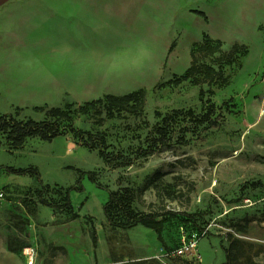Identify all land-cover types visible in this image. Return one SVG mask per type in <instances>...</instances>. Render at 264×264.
<instances>
[{"label":"rangeland","instance_id":"rangeland-1","mask_svg":"<svg viewBox=\"0 0 264 264\" xmlns=\"http://www.w3.org/2000/svg\"><path fill=\"white\" fill-rule=\"evenodd\" d=\"M91 9L106 20L84 23L64 70L8 95L1 87L0 116L42 120L52 107L141 89L145 98L113 117L105 104L77 112L76 127L88 133L32 137L17 148L0 135V264H29L26 248L34 264H222L232 237L264 264V0H93ZM205 34L223 52L200 60L223 67L228 84L175 83ZM160 126L169 142L138 156ZM89 133L105 136L117 159L87 146ZM5 166L37 167L40 176ZM78 180L85 188L71 192L72 208L59 207ZM107 188L129 192L138 212L159 214L163 241L142 224L112 225ZM193 238L195 249L177 255Z\"/></svg>","mask_w":264,"mask_h":264},{"label":"trees","instance_id":"trees-1","mask_svg":"<svg viewBox=\"0 0 264 264\" xmlns=\"http://www.w3.org/2000/svg\"><path fill=\"white\" fill-rule=\"evenodd\" d=\"M223 43L221 40H214L210 35L205 34L204 39L201 42L195 43L192 49V62L186 72L177 77L174 82L181 83L183 80H192L196 84L208 82V84L226 85L228 84V78L225 75L223 67L216 68V66L209 64L208 62L201 61L200 58L214 56L217 53H222ZM240 53L239 46H235L234 49L228 54V61L235 60L237 54ZM172 82V81H171ZM146 91L144 89L137 90L122 96L108 94L103 98L96 99L91 102H87L84 106L75 108L73 104L62 107H52L47 115L46 119L37 120L29 118L27 120H20L13 116H0V135L6 137L8 141L14 147L22 146L28 138L39 137L45 141H52L58 136L67 134H82L88 133L78 129L75 125V115L77 112H88L92 107H96L98 104H105V111L108 117L116 116L123 110H126L130 105L136 107V103L143 101ZM215 125V122H213ZM157 136L154 137L150 145L146 148H140L138 156H148L156 152V149L161 144L169 142L167 126H160L157 128ZM89 141L85 140V144L91 148H99L102 157L106 161H112L117 159L114 153L107 151L106 138L101 136L99 141L94 140V136L89 133ZM103 147V148H101ZM129 159V158H126ZM127 164L131 163V160L126 161ZM6 170L10 173L20 175H34L40 176L39 169L37 167L27 168H13L11 166H5ZM89 178L96 181L94 172H88ZM84 185L81 180H78V185H73L67 189V195L65 198V206L72 208L71 192L83 191ZM109 197L103 206L104 214L108 221L118 227L132 228L139 224L156 230L158 237L163 241V228L164 219L156 213H140L133 206V196L129 192L113 191L107 188ZM47 205L46 200H42ZM58 206V205H57ZM231 245L225 248L226 260L222 264H259L253 256H250L247 249L244 247V242L238 238H230ZM94 242H97V235L94 234Z\"/></svg>","mask_w":264,"mask_h":264},{"label":"crops","instance_id":"crops-1","mask_svg":"<svg viewBox=\"0 0 264 264\" xmlns=\"http://www.w3.org/2000/svg\"><path fill=\"white\" fill-rule=\"evenodd\" d=\"M92 7L93 0H0V96L1 87L8 95L27 80L64 70L65 57L78 53L72 40L81 39L84 23L106 20Z\"/></svg>","mask_w":264,"mask_h":264},{"label":"built area","instance_id":"built-area-1","mask_svg":"<svg viewBox=\"0 0 264 264\" xmlns=\"http://www.w3.org/2000/svg\"><path fill=\"white\" fill-rule=\"evenodd\" d=\"M197 245V240L195 238L184 240L183 243L180 245V247L176 250V254L179 256H183L184 254H188L189 252H192ZM30 255V261L29 264H33V253L32 250H30V253H27Z\"/></svg>","mask_w":264,"mask_h":264},{"label":"bare ground","instance_id":"bare-ground-1","mask_svg":"<svg viewBox=\"0 0 264 264\" xmlns=\"http://www.w3.org/2000/svg\"><path fill=\"white\" fill-rule=\"evenodd\" d=\"M30 250H31V248H26L25 254L30 253ZM33 264H34V262H33Z\"/></svg>","mask_w":264,"mask_h":264}]
</instances>
